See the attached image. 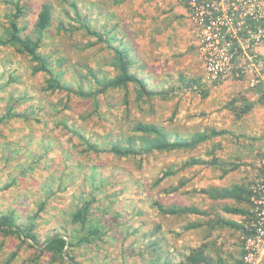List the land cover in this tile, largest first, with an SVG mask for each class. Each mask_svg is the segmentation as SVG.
<instances>
[{
  "label": "rangeland",
  "instance_id": "rangeland-1",
  "mask_svg": "<svg viewBox=\"0 0 264 264\" xmlns=\"http://www.w3.org/2000/svg\"><path fill=\"white\" fill-rule=\"evenodd\" d=\"M8 1L20 2L27 9L19 18V27L24 28V34H32L34 38V25L42 5L51 6L53 23L44 34L38 53L54 61L53 74L60 75L63 84L76 90L83 86L88 92L98 89L95 80L113 79L117 75L112 67L114 52L106 49L105 44H96L95 38L82 32H60L61 22L79 26L70 4L61 0ZM67 1L76 2L79 14L94 30L113 31L109 29L110 11L102 5L103 0ZM14 12L12 5H5L4 0H0V40L7 37ZM111 33L109 37L112 38L114 31ZM119 39L117 35L111 45L118 46ZM193 51L195 53L190 55L196 64L193 71H183L184 68L174 71L173 67L172 71H161L163 75H171L170 83L157 85L148 81L153 90L174 89L172 99L138 102L136 87L129 85L128 90H112L100 95L98 111L93 100L69 96L65 91H45L47 77L42 73L32 74L30 58L17 53L15 48L0 46V118L9 108L28 117L0 123V213L15 209L26 219L40 208L41 203L47 202L41 215L48 222L45 224L43 219L40 220L38 228L44 240L51 231L73 227L67 214L70 215L71 208L81 200H88V193L95 188L99 200L93 205L94 217L113 227L109 234L114 239L102 243L98 250L95 247L88 248L89 251L85 248L77 250L73 255H77L81 263L150 264L160 259L161 263L179 264L202 245H208V255L214 261L219 257L226 258L231 264L239 261L243 237L239 231L218 224V220L234 218L224 211V207H233L237 203L213 201L198 191L211 186L220 188V181L226 176L223 172L234 166L250 167L248 171L252 174L253 184L261 177L264 105L258 101L264 91V82L257 85L253 82L257 78L264 79V65L256 66L257 73L250 71L251 63L244 61L242 64L248 71L235 68L221 83L203 86L204 93L210 95L215 91L211 103L181 82H172L181 72L186 73L185 77L203 78L202 60L197 48ZM59 59L65 62L59 64ZM263 62L261 60L260 64ZM136 72L141 75L140 71ZM201 82L204 84L202 79ZM246 102H255L256 106L240 117ZM63 123L81 137L67 132ZM137 123L156 124L174 137L188 138L207 129L227 130L230 134L190 152L155 153L126 159L97 155L88 149L87 143L109 149L113 142L135 135L133 128ZM194 157L206 163L218 159L220 166L198 165L180 170ZM170 168L178 174L156 185ZM26 169L29 171L23 176ZM246 171L238 169L233 175H237L234 176L236 180H244ZM60 175L65 176L64 190L56 191L59 182L55 178ZM185 181L187 185L174 193V189ZM12 182L14 187L7 189ZM46 185H52L55 192L48 199L47 194L46 197L42 194ZM156 201L165 208L198 207L209 216H163L155 206ZM101 208L104 213L99 211ZM199 223L202 227L186 229ZM19 244L16 237L5 239L0 236V264L10 259ZM36 255L33 248L23 245L12 264H31L30 260ZM39 264H51L49 257H42Z\"/></svg>",
  "mask_w": 264,
  "mask_h": 264
},
{
  "label": "trees",
  "instance_id": "trees-1",
  "mask_svg": "<svg viewBox=\"0 0 264 264\" xmlns=\"http://www.w3.org/2000/svg\"><path fill=\"white\" fill-rule=\"evenodd\" d=\"M62 2H67L68 5L75 10V19L79 26L66 25L63 22L59 23V30L65 34L79 33L82 32L87 37L95 38L96 44H105V48L113 51V61L112 67L117 71V75L113 79L95 80L98 85V89L90 90L88 92L84 91L83 86L79 88L72 89L67 85L63 84L60 75L53 74V60L46 59L41 56L38 52L40 50L41 42L44 34L51 28L53 23V12L52 8L48 4H44L41 7V11L38 15V20L34 25V34L36 37H32V34H24V28L19 27V18L25 15L27 9L21 5L20 2H12L4 0L5 5H12L14 9V14L11 16V24L5 39L0 40V46H9L15 48L17 53L30 58V62L33 64L32 74H44L47 79L45 81V91L51 93H58L65 91L69 96L74 95L83 99H90L94 101V104L99 111V97L100 95L107 94L112 90H128L129 85H134L136 88V95L138 102H148L153 101L155 98H159L163 101H168L172 99L175 95L174 89L164 91L162 88L160 90L150 89L149 82L145 78L139 77L137 70L140 68L139 60L134 59V53L131 49L123 42L118 46H113L112 40L116 37H109V32H100L94 30L88 23L85 22V18L79 14L78 6L75 1L69 2L67 0H61ZM112 34V33H111ZM59 64H63L65 61L63 59L58 60ZM144 68V67H142ZM89 73L94 76L93 72L89 70ZM96 77V76H94ZM180 82L191 91L196 94L201 93L203 98L208 96V93H204L203 84L200 79H186L183 75L179 76ZM196 88V89H195ZM198 90V91H197ZM261 90V87H258ZM259 104L264 105V91L259 98ZM256 106L254 102H246L244 109L241 110L240 117L248 114ZM27 115L24 113H16L14 109L9 108L6 115L0 118V123H4L8 120L13 119H27ZM64 128L67 132L71 134H79L76 130L71 131L67 125L63 123ZM135 135H129L124 139H119L111 144L109 149L98 148L96 144L87 143L88 149L97 154L113 155L118 159L132 158L139 155L150 156L155 153H173V152H190L196 150L199 146L207 143L215 138L224 137L229 135L230 132L227 130H217V129H207L202 132H196L191 137L184 138L179 135L174 137L173 134L169 133L165 128L160 127L152 123H137L133 128ZM79 137L81 135L79 134ZM126 144V145H125ZM43 158V157H42ZM41 158V159H42ZM205 166L211 165L212 167H217L220 165L218 159H213L211 162L202 161L201 159L191 158L190 161L186 162L180 170H186L194 166ZM32 167V166H31ZM33 168V167H32ZM239 167L234 166L223 172V175H227ZM31 170V169H30ZM29 169L23 171V176ZM177 171L168 169L163 173V176L156 181V185H159L165 179L176 176ZM59 182L56 191L64 190L65 176L60 175L55 178ZM15 183L12 182L6 186L7 189L14 187ZM186 181L182 182L179 187L174 189V193L179 192L182 188L186 186ZM252 185H232L229 188H219V187H209L206 189L199 190L198 193L207 196L213 201H225L233 200L237 204H252V197L254 193L251 189ZM46 190L42 194L47 199L50 195L54 194L52 185L47 186ZM102 190V189H101ZM98 190V191H101ZM89 199H83L81 202L72 207V213L67 214L69 216L70 222L72 224L71 229H66L65 231L57 230L54 232L47 233L45 239H42V235L38 232L40 220H44L42 217L43 211L47 208V202L41 203L40 208L33 213L30 217L26 219L24 216H19L17 211L10 210L7 212L0 213V236L7 239L9 237H16L19 241L20 250L23 245H27L33 248L37 255L30 260L31 264H39V260L42 257H49L51 264H83L79 261V258L75 252L81 248L100 249L102 243H108L110 240L114 239L109 231L113 228L112 226H107V224L101 220L99 217H94L93 205L98 202V192L95 188L88 193ZM155 206L158 208L159 213L163 216H175V217H185L188 215L193 216H209L206 211L200 210L198 207H170L165 208L161 203L155 202ZM100 212L104 213L103 208L99 209ZM224 211L232 215H245L246 219L251 217L250 210H242L237 207H224ZM246 221V220H245ZM245 221L243 223H237L235 221L218 220V224L221 227H227L232 230L239 231L241 236L244 237L248 234L245 229ZM45 224L48 219L45 218ZM110 227V228H109ZM202 224L189 225L186 229L200 228ZM129 229H127L128 231ZM97 249V250H98ZM17 250V251H18ZM17 251L12 254L10 259L5 264H12L17 256ZM89 251V250H88ZM242 255V252H241ZM154 262H149L150 264H173L171 262L165 261L161 263L160 259ZM179 264H227L221 257L217 261H214L208 255V245H202L196 250H193L191 254L186 257L184 262ZM235 264H240L237 261Z\"/></svg>",
  "mask_w": 264,
  "mask_h": 264
},
{
  "label": "built area",
  "instance_id": "built-area-1",
  "mask_svg": "<svg viewBox=\"0 0 264 264\" xmlns=\"http://www.w3.org/2000/svg\"><path fill=\"white\" fill-rule=\"evenodd\" d=\"M192 28L200 55L205 85L224 81L232 71H250L264 61V0H180ZM245 63V62H244ZM255 81V80H253ZM264 79H256L257 85ZM263 162V163H262ZM261 177L251 189L254 193L246 219L248 232L242 238L240 264H264V161Z\"/></svg>",
  "mask_w": 264,
  "mask_h": 264
},
{
  "label": "crops",
  "instance_id": "crops-1",
  "mask_svg": "<svg viewBox=\"0 0 264 264\" xmlns=\"http://www.w3.org/2000/svg\"><path fill=\"white\" fill-rule=\"evenodd\" d=\"M103 1L104 8L110 11L109 21L111 25L109 29L114 31V33L111 31L114 35L120 37L119 44L125 43L134 53V59L139 60L140 69L137 70L141 72H139L141 74L139 77L145 78L153 84L161 85L170 83L171 76L170 74L163 75L161 71H172L173 67L175 68L174 71H179L180 68H184L183 71H193L196 64L192 62L190 55L195 53L193 49L195 50L196 47H194L192 28L187 20L185 7L180 0ZM157 71L160 73H156ZM184 74L186 73H179L176 76L177 79L172 82H180L179 76L185 77ZM185 78L188 80L202 79L203 81L204 75L203 78L200 76ZM203 85L205 86V84ZM214 97L215 91L210 95L208 94L207 102L212 103L210 100ZM249 168L248 166L238 168L243 172L247 170L246 174L244 173V180L235 179L237 177L234 176L237 175L233 174H237L238 169L235 170L236 172L233 171L224 176L223 180L220 181V188H229L236 184L252 185V174L248 171ZM233 207L242 210L251 209V206L247 204H237ZM226 220L243 223L246 216L234 215V218L227 217ZM239 252L241 254V247ZM224 260L226 261V258ZM226 262L231 264L230 261Z\"/></svg>",
  "mask_w": 264,
  "mask_h": 264
}]
</instances>
